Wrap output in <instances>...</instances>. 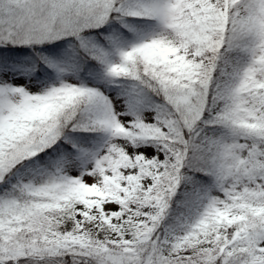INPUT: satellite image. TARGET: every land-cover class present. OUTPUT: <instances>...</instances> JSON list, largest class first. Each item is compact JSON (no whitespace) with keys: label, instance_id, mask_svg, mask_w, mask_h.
<instances>
[{"label":"snow or ice","instance_id":"6c2138e0","mask_svg":"<svg viewBox=\"0 0 264 264\" xmlns=\"http://www.w3.org/2000/svg\"><path fill=\"white\" fill-rule=\"evenodd\" d=\"M0 264H264V0H0Z\"/></svg>","mask_w":264,"mask_h":264}]
</instances>
